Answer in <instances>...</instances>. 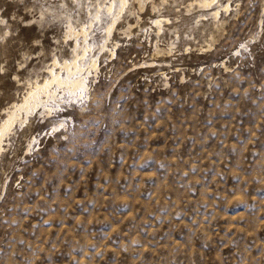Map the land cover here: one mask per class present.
I'll use <instances>...</instances> for the list:
<instances>
[{"label": "rangeland", "instance_id": "374dc122", "mask_svg": "<svg viewBox=\"0 0 264 264\" xmlns=\"http://www.w3.org/2000/svg\"><path fill=\"white\" fill-rule=\"evenodd\" d=\"M228 3L0 0V124L82 28L90 71L4 140L0 264H264V0Z\"/></svg>", "mask_w": 264, "mask_h": 264}, {"label": "bare ground", "instance_id": "6f19581e", "mask_svg": "<svg viewBox=\"0 0 264 264\" xmlns=\"http://www.w3.org/2000/svg\"><path fill=\"white\" fill-rule=\"evenodd\" d=\"M200 3L202 4L201 6H204L207 8V10L209 11L208 14L210 13L215 19L220 18L219 17L220 16V8H224L225 11L229 10V8H230L229 3L228 4H221L219 7L213 6V5H215L214 4L215 0H200ZM117 4L118 3H116V5ZM119 4H120V8L123 9L126 5V0H119ZM114 5H115V1H112V2H109V4L106 5L105 7H106L107 11L110 12L113 10ZM112 12H114V11H112ZM119 13H118V15H119ZM115 14H116V12H115ZM163 19L156 17L154 19V21H152V22L154 23L155 26H158V28H159V27H162L161 25L163 24L162 23L164 21ZM114 20L117 21L118 19L116 20V18H115ZM115 21H114V23H115ZM110 26H113V25H110ZM109 30H111V29L109 28ZM86 31L87 30L82 28V31H80L81 33H77L76 36L83 35L84 44H86L85 46L87 48H89V44L87 43V39H86V35H87ZM78 39L75 41V44H74L72 61L65 60L64 63L62 64V69H64L66 71V76L63 77L61 72H57L56 66L60 65V63H59L58 59L55 58L53 61L52 67L47 68L49 76L43 82L36 81L30 87V89L26 92V94L22 97L20 102L14 103L8 109V111L6 112L7 116L2 120V122L0 124V152L3 150L5 138L10 135L11 131L13 130V126L17 122L22 121V120L26 121L31 114L35 113L36 111L38 112L39 107H42L43 111L47 112L48 114L52 113L55 110V108L51 107L50 105H49L50 107H48L47 105H48V103H51L50 101L55 102L56 100L59 99L58 98L59 93H58L57 89L61 88L62 86H65V89L67 91L65 92L62 89V91L64 92L63 94L68 92L69 95H71V97H75V98H78L79 96L82 97L85 95V93L88 90V78H89L90 71L87 70L88 72L85 73V69L79 63L80 59L86 55L87 48H84L83 54L81 53L82 55H80L79 54L80 51H78V50H79V47L82 45H79ZM80 44H81V42H80ZM157 51H158V53H162V54L164 53V50L162 48L157 50ZM96 63H97V58L96 59L90 58V62L88 64L89 65L88 67L89 68L96 67ZM91 72H92V70H91ZM53 86L55 88H53ZM57 105H59V104H57Z\"/></svg>", "mask_w": 264, "mask_h": 264}]
</instances>
